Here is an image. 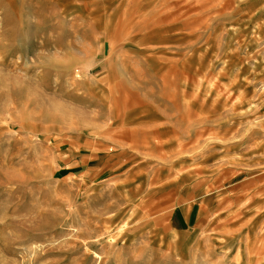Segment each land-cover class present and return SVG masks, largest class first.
<instances>
[{"label": "rangeland", "instance_id": "374dc122", "mask_svg": "<svg viewBox=\"0 0 264 264\" xmlns=\"http://www.w3.org/2000/svg\"><path fill=\"white\" fill-rule=\"evenodd\" d=\"M0 264H264V0H0Z\"/></svg>", "mask_w": 264, "mask_h": 264}, {"label": "crops", "instance_id": "0c3cea01", "mask_svg": "<svg viewBox=\"0 0 264 264\" xmlns=\"http://www.w3.org/2000/svg\"><path fill=\"white\" fill-rule=\"evenodd\" d=\"M196 204H189L187 206H184L182 208L179 207V210L173 209L172 213L168 215L169 219V225L173 226L174 228L178 229V224L182 227L190 228L193 223L196 224V222L199 219V214L201 210H197L198 218H194V213L196 212ZM199 222V221H198ZM197 226V225H195ZM194 226V227H195Z\"/></svg>", "mask_w": 264, "mask_h": 264}]
</instances>
